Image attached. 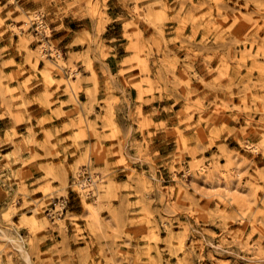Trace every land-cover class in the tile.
Wrapping results in <instances>:
<instances>
[{
    "label": "rangeland",
    "instance_id": "374dc122",
    "mask_svg": "<svg viewBox=\"0 0 264 264\" xmlns=\"http://www.w3.org/2000/svg\"><path fill=\"white\" fill-rule=\"evenodd\" d=\"M83 1L101 25L111 19L107 0ZM123 2L118 72L140 70L123 79L139 102L127 129L113 85L98 99L94 38L84 30L87 50L64 52L45 9L19 7L25 59L0 68L14 121L0 132V264H264V0Z\"/></svg>",
    "mask_w": 264,
    "mask_h": 264
},
{
    "label": "crops",
    "instance_id": "0c3cea01",
    "mask_svg": "<svg viewBox=\"0 0 264 264\" xmlns=\"http://www.w3.org/2000/svg\"><path fill=\"white\" fill-rule=\"evenodd\" d=\"M99 1L101 3L103 2V0ZM68 4V0H0V17L4 19V22L0 24V68L3 64V60L14 59L15 61L23 62L25 59V50L19 49L18 46L20 34L14 31L11 26L12 24L20 25V22L15 20L20 13L19 7L31 10H40L44 8L46 18L50 20L51 23L53 37L55 40H59L64 52H68L71 49H73L74 52H83L87 50L88 42L81 43L79 41L81 36L79 33L84 30L87 32L84 33V36L89 35L94 38V41L91 44V49L88 51V55L92 59L93 69L97 74L99 88L98 99L103 100L106 95H109V85H113L114 91L111 92L110 96H119V98H121V103H116L115 107L125 113V115H122L120 120L123 128L127 129L130 125L136 127L137 123H135L136 120L131 117V112L136 111V105L139 103L136 98L137 89L130 86L131 90L128 91V87L125 88V82L123 79L124 77L129 78L132 75L139 74L140 70L139 67L136 66L128 69L124 75H121L118 72L121 66L116 60H121L124 55L119 56L117 48L118 45H122V42L117 44L113 41L114 38L123 33L122 26L126 22V19L128 20L129 18V11L126 7V3H124L123 0H107V16L111 17V19L103 25H101L100 17L98 15L92 16L88 13V7L85 1L82 0L80 3L70 7ZM129 5H132L131 1L129 2ZM102 37L106 39L105 44L110 45L113 48L111 53L106 56L102 54L100 49V41ZM70 45L73 46L70 48L67 47ZM115 54L118 55L114 59ZM77 64L79 66V70L83 73L81 85L84 88L90 87L94 84L92 71L85 67L82 60H78ZM14 67V64L6 65L4 67V71H11ZM26 67L29 68V65L26 64ZM58 93L60 95V99L65 100L68 98L67 95H63L65 93L63 89H61ZM81 95L84 101L88 99L87 93L84 91H82ZM1 100L2 98L0 97V103ZM126 100H129V102ZM57 105L58 104H53L52 108H56ZM71 107L72 106L69 104L63 106V109L69 110ZM143 107L146 110L150 109L149 104H144ZM38 110L39 107H35V111ZM97 110H101L102 113L105 112L104 109H100L98 106ZM47 112L49 113L50 111ZM127 116L128 119H126ZM65 120H67V118ZM13 123L14 121L11 115L7 112V108L5 106H0V132L2 137L4 136L5 130L14 125ZM33 124H36V122L33 121ZM99 125L102 126V123L99 122ZM24 127H26V122L24 121L16 124V128L20 132L27 131L23 130L25 129ZM45 127H50V125L46 124ZM106 132H109V129H107ZM38 138H43L42 133H39ZM115 147L117 148L118 145ZM37 149L41 154L44 153L43 149L39 147ZM151 149V153H154L156 145H152ZM126 151H129V153L137 158L136 166L138 168H149V162L140 156L139 148L135 145L129 143ZM54 161H58V159H55ZM39 162L40 161L34 162L31 165V168L35 171V173L39 171ZM41 162H45V160H41Z\"/></svg>",
    "mask_w": 264,
    "mask_h": 264
},
{
    "label": "built area",
    "instance_id": "2783aa9c",
    "mask_svg": "<svg viewBox=\"0 0 264 264\" xmlns=\"http://www.w3.org/2000/svg\"><path fill=\"white\" fill-rule=\"evenodd\" d=\"M34 30L39 33L41 26H42V22L38 21L37 19L35 21H33L32 23Z\"/></svg>",
    "mask_w": 264,
    "mask_h": 264
},
{
    "label": "bare ground",
    "instance_id": "6f19581e",
    "mask_svg": "<svg viewBox=\"0 0 264 264\" xmlns=\"http://www.w3.org/2000/svg\"><path fill=\"white\" fill-rule=\"evenodd\" d=\"M1 232H2V230H1ZM3 232H5V231L3 230ZM3 232H2V233H3ZM2 233H1V234H2ZM5 233H6V232H5ZM1 236H2V235H1ZM7 236H9V235H7ZM2 237H3V236H2ZM4 237H5V235H4ZM4 237H3V238H4ZM20 246H21V245H20ZM21 247H22V246H21ZM22 249H23V248H22ZM24 251H25V249H24Z\"/></svg>",
    "mask_w": 264,
    "mask_h": 264
}]
</instances>
